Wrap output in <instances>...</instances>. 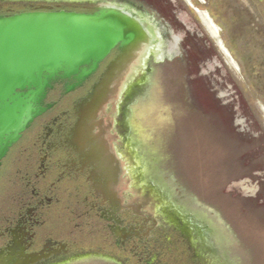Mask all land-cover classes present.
Wrapping results in <instances>:
<instances>
[{
    "label": "flooded vegetation",
    "instance_id": "af4514ba",
    "mask_svg": "<svg viewBox=\"0 0 264 264\" xmlns=\"http://www.w3.org/2000/svg\"><path fill=\"white\" fill-rule=\"evenodd\" d=\"M175 2L29 0L19 11L0 2V16L113 8L163 40ZM119 55L116 46L88 76L52 80L39 115L15 142L0 144V264H198V239L212 248L196 209L154 176L134 141L129 101L137 90L100 86Z\"/></svg>",
    "mask_w": 264,
    "mask_h": 264
},
{
    "label": "rangeland",
    "instance_id": "374dc122",
    "mask_svg": "<svg viewBox=\"0 0 264 264\" xmlns=\"http://www.w3.org/2000/svg\"><path fill=\"white\" fill-rule=\"evenodd\" d=\"M187 2L171 5L164 57L135 84L134 141L203 221L213 250L198 239V264H264V0Z\"/></svg>",
    "mask_w": 264,
    "mask_h": 264
},
{
    "label": "water",
    "instance_id": "95a60500",
    "mask_svg": "<svg viewBox=\"0 0 264 264\" xmlns=\"http://www.w3.org/2000/svg\"><path fill=\"white\" fill-rule=\"evenodd\" d=\"M116 46L120 55L100 86L116 83L118 94L126 85L124 95L132 96L149 70L147 60L164 57L161 38L149 35L147 28L113 8L92 15L34 11L0 16V144L15 142L39 115L36 105L52 80L88 76Z\"/></svg>",
    "mask_w": 264,
    "mask_h": 264
},
{
    "label": "bare ground",
    "instance_id": "6f19581e",
    "mask_svg": "<svg viewBox=\"0 0 264 264\" xmlns=\"http://www.w3.org/2000/svg\"><path fill=\"white\" fill-rule=\"evenodd\" d=\"M209 17V16H208ZM210 20V19H209ZM211 22V21H210ZM206 26H207V29L209 30V32H210V34L212 35V36H216V31H215V27L214 26H212L211 24H209V23H207L206 24ZM133 72H134V70H133ZM123 86V85H122ZM122 86H121V89L119 90V92H118V94H120V92L123 90L122 89ZM125 86V85H124ZM117 94V95H118Z\"/></svg>",
    "mask_w": 264,
    "mask_h": 264
}]
</instances>
